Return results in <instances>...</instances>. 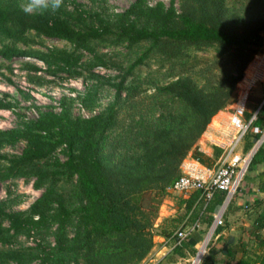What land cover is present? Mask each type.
I'll use <instances>...</instances> for the list:
<instances>
[{"label":"trees","instance_id":"trees-1","mask_svg":"<svg viewBox=\"0 0 264 264\" xmlns=\"http://www.w3.org/2000/svg\"><path fill=\"white\" fill-rule=\"evenodd\" d=\"M244 1L234 7L226 0H169L167 6L133 0L114 12L104 0H89V5L62 0L57 11L32 15L21 8L25 0H0L3 61L31 59L61 81L98 80L96 69L118 68L115 50L121 48L129 62L124 75L152 61L169 79L152 84V92L142 98L149 100L145 112L117 140L111 135L121 93L128 109H133L128 98L141 93L137 84L123 85L124 75L119 82H103L114 96L99 113L71 115L75 101L87 112L94 110L98 87L91 85L74 99L62 97L58 113H39L32 120L16 115L15 128L0 130V149L24 144L18 155H0V184L32 179L33 188L41 190L26 211L5 212L0 202V264H140L147 257L157 234L158 208L180 177L182 161L190 155L201 166L213 164L220 150L214 148L209 159L196 144L212 118L230 105L244 71L263 50L264 0ZM39 37L63 41L70 49H36ZM23 67L39 71L32 64ZM29 81L50 83L35 76ZM252 115L244 113V121ZM262 132L264 103L243 138L244 151ZM261 165L264 140L248 169ZM252 181L264 195V170ZM223 195L215 190L206 200L199 191L191 192L182 202L190 225L198 221L206 229ZM244 210L251 219L246 230L241 228L247 241L238 236L226 244L225 226L218 227L220 247L201 264H217L216 253L222 251L224 264H264V198ZM32 236L39 237L34 247L12 248L18 238ZM186 239L171 248L169 257L194 254Z\"/></svg>","mask_w":264,"mask_h":264},{"label":"rangeland","instance_id":"rangeland-1","mask_svg":"<svg viewBox=\"0 0 264 264\" xmlns=\"http://www.w3.org/2000/svg\"><path fill=\"white\" fill-rule=\"evenodd\" d=\"M77 1L85 5H89V0ZM104 1L114 12H119L121 10H124L133 0ZM156 2H161L162 4H164V6H167L169 0H147V3L149 5H154ZM226 2L229 6L234 7L246 5V2L244 0H226ZM175 7L177 8V5H175ZM35 40L37 42V45L33 47L36 49H70L68 44L60 40L43 37L36 38ZM115 51L120 54L114 62L115 64H117L118 68L96 69L94 71V74L100 77V79L98 80L78 78L61 81L54 77H48L44 73V66L31 59L21 58L13 59L11 61H3L0 59V106H7V109L0 107V130L15 128L19 121V118H17L16 115H19L20 118L23 120H32L36 119L39 113H44L47 111L58 113L60 111L58 104L59 100L62 97L74 99L78 95L81 96L85 92V90L91 85H95L98 87L96 107L91 112H87L83 110L80 105L75 101L72 105V110H70L71 115L73 117H89L103 111L102 109L113 101L114 96L113 89L104 85L103 82L106 80H109L110 82L114 83L119 82L121 77L124 75V72L127 70V66L129 64L128 59L124 58L122 54L124 52L123 49L118 48ZM263 51L264 47L261 53H263ZM101 52H110V49L101 50ZM256 56L253 59H255ZM26 63L35 65L36 68L39 69V71L36 73H32L28 70H25L23 66ZM34 76L45 78L50 83L37 86L29 81L30 78ZM145 77H147L148 79H145ZM167 81H169V79L165 75L164 69H159L158 64L152 61H150L149 63L147 62V64L145 65H139L132 71L131 74L124 75L123 85L127 87L129 86V84H137L139 86V92L141 93H136L133 97L128 98L127 101L132 103L133 109H128L126 104L121 102V100H123L124 98L126 99L124 92L121 93L115 112L116 128L113 134L111 135L114 140H117L118 135H120L122 131L128 130L130 124H132L133 121H136L139 115H142L145 112V109L148 107L147 105L149 100L148 102H146L145 100H142V98L145 95L148 96L152 92L150 89L152 84L161 85ZM241 90L242 87H238V85H236L234 93L235 95L229 106H231V104L235 101ZM229 106H227V108ZM227 108H225L224 110H227ZM23 147V142H19L11 147H4L0 149V155H18L23 149ZM56 156L58 159H62L59 153H56ZM260 170H264L263 165L256 167V170L248 169L243 179L242 186H244V183L252 185V180L255 179L256 173ZM40 193L41 190H35L33 188L32 179H19L0 184V202L5 212L26 211L29 205L36 198H38ZM232 208L233 206L231 203L228 206L227 212L223 217L222 226H225V230L223 231V233L227 238L228 235L226 234H228L229 230H235L231 228L233 225L234 228L238 227L237 230L239 231L235 235H233L232 233L231 235L238 236L239 234V236H242L244 238V241H247L245 233H242L241 228L245 230L248 228L251 220L249 217L250 213L248 214L244 212V209L237 210L235 207L233 209ZM2 226L6 228L7 222L3 221ZM33 237L34 236H32L31 240H26L22 237L18 238L17 244H15L12 248L34 247L35 240H39V237ZM46 241L52 242L51 238H47ZM217 247H220V245L216 244L215 239H212V244L209 248L208 255L211 253V251L215 252L214 250H217ZM248 249L251 252H256L253 247H248ZM180 264H188V261Z\"/></svg>","mask_w":264,"mask_h":264},{"label":"crops","instance_id":"crops-1","mask_svg":"<svg viewBox=\"0 0 264 264\" xmlns=\"http://www.w3.org/2000/svg\"><path fill=\"white\" fill-rule=\"evenodd\" d=\"M237 85L238 87H242V90L238 95L240 96L243 92L246 94L243 112L241 115H238V119L245 122L244 113L253 114L256 110H258L261 104L264 103V51L260 55L256 56V58L248 65L243 79H241ZM233 104L234 102L227 108V110L219 112L212 118L205 132L196 144V150L209 159H212L213 157V149H218L217 145L221 134L225 132H233V128L229 124V116L232 113ZM245 144L246 142L243 139L239 146V149L242 152H244ZM215 160L216 158L213 162ZM200 167V164L193 160L190 155H187V157L183 160L181 173L194 174V172ZM256 184L257 183L253 181L252 185L244 183V186H241L232 201L233 208L235 207L237 210L245 209V207L253 200L257 198H264L263 194L257 192ZM189 194L179 195L171 193L167 194V196L163 198L158 208L157 218L154 222L157 234L152 240L153 247L147 257L140 264H180L189 260L190 255H187L186 252H184L186 255L183 258L175 256L169 257V252L171 250L169 237H171L174 232L181 229L183 230L192 225L188 222V214H186L182 204ZM196 222V229L193 230L186 239V243L193 250L205 230L204 224L199 223L198 221ZM231 228L235 230H229L228 234H226L228 235L227 238L222 232V237L226 239V244L234 243L235 239L239 236V234L238 236H233L238 233V227L234 228L232 225ZM231 233L233 235H231ZM217 249H219V247H217ZM222 252L216 253L215 257L217 264H224V262L227 261Z\"/></svg>","mask_w":264,"mask_h":264},{"label":"built area","instance_id":"built-area-1","mask_svg":"<svg viewBox=\"0 0 264 264\" xmlns=\"http://www.w3.org/2000/svg\"><path fill=\"white\" fill-rule=\"evenodd\" d=\"M245 100L246 94L243 92L234 101L233 110L229 116V124L233 128V132L221 134L217 145L220 153L213 164L209 168L201 166L194 174L181 173L180 177L167 189V194L179 195L199 191L206 200L211 197L215 190L224 194L221 204L211 214L209 226L196 243L194 254L189 258L188 264H201L202 260L207 257L212 239H215V230L222 226L227 208L243 184L250 160L264 140V133H262L249 149L244 152L239 149L250 122L257 112L256 110L248 121H240L238 115L243 112ZM252 132L257 133L258 130L253 128ZM182 165L183 161L180 165V171ZM196 227L197 222H194L191 226L174 232L170 238L171 248L178 246Z\"/></svg>","mask_w":264,"mask_h":264},{"label":"clouds","instance_id":"clouds-1","mask_svg":"<svg viewBox=\"0 0 264 264\" xmlns=\"http://www.w3.org/2000/svg\"><path fill=\"white\" fill-rule=\"evenodd\" d=\"M62 4V0H25L21 8L26 14H43L45 12H55Z\"/></svg>","mask_w":264,"mask_h":264}]
</instances>
